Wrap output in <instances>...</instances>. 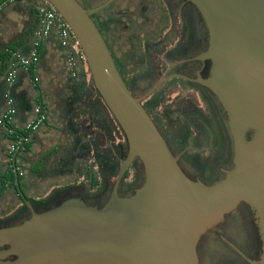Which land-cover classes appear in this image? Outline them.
Masks as SVG:
<instances>
[{
  "label": "water",
  "instance_id": "water-1",
  "mask_svg": "<svg viewBox=\"0 0 264 264\" xmlns=\"http://www.w3.org/2000/svg\"><path fill=\"white\" fill-rule=\"evenodd\" d=\"M46 1L68 25L127 152L101 206L68 197L36 211L21 195L29 212L0 226V264H264V0H187L207 32L210 65L199 83L230 145L228 167L210 183L184 175L121 81L89 16L112 0L93 9ZM133 159L140 181L119 195ZM12 172L18 186L14 163Z\"/></svg>",
  "mask_w": 264,
  "mask_h": 264
},
{
  "label": "flooded vegetation",
  "instance_id": "flooded-vegetation-1",
  "mask_svg": "<svg viewBox=\"0 0 264 264\" xmlns=\"http://www.w3.org/2000/svg\"><path fill=\"white\" fill-rule=\"evenodd\" d=\"M105 1L77 0L85 9ZM99 11L89 16L121 81L132 96L140 98L181 171L203 183L217 180L229 165L230 145L220 112L199 83L210 63L202 58L207 32L196 9L187 0H112ZM88 84L68 122L75 129L77 142L65 160L36 163L30 160L29 151L23 170L16 165V158L9 162L11 170L15 164L18 186L14 183V191L0 199L11 195L21 203L7 223L28 214L22 196L36 211L68 197L95 206L108 197L127 144ZM140 176V163L133 159L116 192L131 193ZM3 182L5 188L8 180Z\"/></svg>",
  "mask_w": 264,
  "mask_h": 264
},
{
  "label": "crops",
  "instance_id": "crops-1",
  "mask_svg": "<svg viewBox=\"0 0 264 264\" xmlns=\"http://www.w3.org/2000/svg\"><path fill=\"white\" fill-rule=\"evenodd\" d=\"M24 4V1L18 0L6 6L0 16V37L2 40H10L22 30V25L26 19ZM37 56L36 63L28 72L18 74L13 92L16 107L13 126L23 131L22 124L32 116L33 106L40 104L44 109L45 120L35 131L27 132L25 135V142L30 144V156L38 153L35 158L36 163L61 162L72 152L77 142V137L74 133L68 131V122L65 121V119L67 120L68 117L75 114L76 110L71 108L70 105V111L65 113L66 109L68 110L65 104L66 101H63L61 107L58 97L65 96L63 94H67L70 90L68 86L76 84L78 79H70L64 69L63 52L54 29H51L47 37L40 40ZM66 77L71 80L72 84L69 83L71 85L66 81ZM1 83L2 79L0 80V86H2ZM60 110L64 112L61 113ZM2 111L3 104L0 94V114ZM65 114L67 117L63 116ZM6 146L7 143L3 139L2 129L0 128V166H4V163L9 161L3 158ZM37 146L38 150H35L34 148ZM21 157L22 154L19 151L16 156V165L23 170L22 163H25V160ZM58 179H61V176H58Z\"/></svg>",
  "mask_w": 264,
  "mask_h": 264
},
{
  "label": "built area",
  "instance_id": "built-area-1",
  "mask_svg": "<svg viewBox=\"0 0 264 264\" xmlns=\"http://www.w3.org/2000/svg\"><path fill=\"white\" fill-rule=\"evenodd\" d=\"M36 8L40 17L39 34L40 39L47 37L51 29H54L63 52V61L66 73L72 80L77 79L78 69L81 64L84 65V57L81 54L73 35L66 22L56 13L55 9L46 0H36ZM37 43L34 42L27 54L13 52L10 56L5 73L3 75V87L1 99L3 111L0 114V126L8 134L9 127L15 128L16 107L14 100V87L20 72H28L37 61V52L35 48ZM85 66V65H84ZM45 120L44 109L40 104H35L32 108V116L26 119L22 124L23 131H35ZM19 137L13 141L7 142L5 155L8 160H12L11 154L18 148ZM25 141V138H22Z\"/></svg>",
  "mask_w": 264,
  "mask_h": 264
},
{
  "label": "trees",
  "instance_id": "trees-1",
  "mask_svg": "<svg viewBox=\"0 0 264 264\" xmlns=\"http://www.w3.org/2000/svg\"><path fill=\"white\" fill-rule=\"evenodd\" d=\"M3 1L4 0H0V3ZM14 1H18V0H11L0 9V16L4 12L6 6ZM19 1L25 2L23 8L26 14V19L22 25V30L18 34L14 35L10 40L4 41L0 37V80L3 79V75L5 73L7 64L13 52H21L23 54H27L30 51L32 44L34 42L38 44L37 47L35 48L37 52L38 46L40 45V40H41L39 37L40 36L39 34L40 17L38 14V10L36 8V0H19ZM101 12L102 11H99L97 15L101 14ZM0 31H1V23H0ZM64 69H65V66H64ZM77 79L78 81L76 84H73L72 86H68V89L70 90L67 94H63L65 96L58 97L61 107L63 105V101L64 102L66 101L65 104L68 110L66 109L65 113H68L71 108H74V110H77L75 109V105L77 103H80L82 98L86 95V89H87V86L89 85L88 84L89 78H88L85 66L83 64H81V66L78 69ZM66 81H68V84L71 83V80L68 77H66ZM1 84L2 86H0V88L2 91L3 80ZM70 105H71V108H70ZM62 110H60L61 113L64 112ZM75 114H76V111H75ZM63 116H66V114ZM68 118L70 119L71 117H68ZM69 119L67 120L65 119V121L69 122ZM67 127H68V131L74 134L76 133L72 123H68ZM0 128L2 129L3 139L5 140L6 143L13 141L19 137L20 141L18 144V148L15 151L16 152L15 158L19 154V151H21V154H22L21 158L25 159L27 153H29L30 151V144L26 143L25 141H22V138H25V135L27 132L18 130L16 128L9 127L7 128L10 130V133L8 134L5 130H3L1 126ZM13 155H14V152L11 154V157ZM3 158L5 160L8 159V157L5 154ZM11 161L12 160L6 161V163H4V166H0L2 170L0 171V197L10 192L11 190L14 191L13 173L9 166ZM37 163H40V162H37ZM17 178L19 179L18 175H17ZM4 180H8V183H9L5 188L2 186V184L4 183L3 182ZM17 201L21 203L18 197H17ZM38 202H41V201H38ZM15 209L17 208H12V209L8 208L7 212H4L3 215L0 216V226L7 223L11 218H13L12 212Z\"/></svg>",
  "mask_w": 264,
  "mask_h": 264
},
{
  "label": "rangeland",
  "instance_id": "rangeland-1",
  "mask_svg": "<svg viewBox=\"0 0 264 264\" xmlns=\"http://www.w3.org/2000/svg\"><path fill=\"white\" fill-rule=\"evenodd\" d=\"M34 149L38 150V146L36 148H34ZM37 154L38 153L32 155L30 157V160L34 161ZM0 171H2L1 167H0ZM25 189H27L26 191H28V188H25ZM44 189H45V186H44ZM45 190H47V188ZM40 195H42V194H40ZM18 206H19V204H18V202H16V200L14 201L13 196L10 195V197H9V195H8L6 198L0 200V211H1L0 212V216L3 215L4 212H7L8 208L12 209V208H17Z\"/></svg>",
  "mask_w": 264,
  "mask_h": 264
}]
</instances>
